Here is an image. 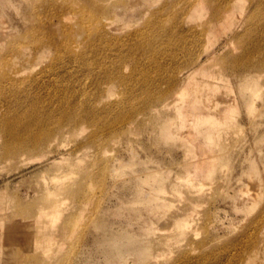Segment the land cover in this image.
Here are the masks:
<instances>
[{"label": "rangeland", "instance_id": "obj_1", "mask_svg": "<svg viewBox=\"0 0 264 264\" xmlns=\"http://www.w3.org/2000/svg\"><path fill=\"white\" fill-rule=\"evenodd\" d=\"M224 4L180 18L187 0H0V75L21 66L27 78L20 97L0 98V264H264V0L216 19ZM77 22L82 35L66 38ZM181 73L212 93L202 108L238 106L216 147L196 118L181 126L177 108L202 95L170 96ZM62 117L52 147L6 153L32 145L13 137L26 122L42 120L37 134Z\"/></svg>", "mask_w": 264, "mask_h": 264}, {"label": "bare ground", "instance_id": "obj_2", "mask_svg": "<svg viewBox=\"0 0 264 264\" xmlns=\"http://www.w3.org/2000/svg\"><path fill=\"white\" fill-rule=\"evenodd\" d=\"M204 0H187V5L185 8H183L182 10L178 11L177 12V16H179L180 18L182 16H184V18L186 16L188 17H194L196 15H199L201 14V12L199 11L198 9V5L203 2ZM211 4H214V1L215 0H209ZM234 0H224V7H215L213 6V10L215 12V16H216V19H227L229 18L230 16V12L232 10V3H233ZM205 10V8H204ZM207 12V11H206ZM59 13V11L57 12ZM186 15V16H185ZM90 21H95V23L97 25H103V27H107L108 25L111 24V22L107 21L106 24L103 23V21H101L100 19V16H97V15H94V14H89L87 15V17ZM207 24V23H206ZM205 24V25H206ZM73 28H75L73 31H70V29L68 28H65V31H64V35L66 38L68 39H76V36H81V30L82 28H84V23L82 22H77L74 26H72ZM196 27V26H195ZM72 28V29H73ZM42 38V36H41ZM104 38V35H101L98 40L101 41L102 39ZM35 40V38H34ZM36 41V40H35ZM44 40H41L40 41H37L35 42V44L37 45V48H40L41 46H45V45H48V43H44L43 42ZM83 42V45L85 44H90V41H89V37H85L84 40L82 41ZM45 44V45H44ZM63 44L66 45V48L71 50V47H72V44H70L69 42H64ZM79 55V54H78ZM81 57L79 56H70L69 59L67 60H62L60 61L59 63H55V64H61V63H65L66 61L68 60H71V62H74V61H78L80 60ZM231 63H244V57L243 58H240V57H236V58H233V59H230ZM69 62V61H68ZM15 65V63H13ZM17 67V66H16ZM26 72V70H24L21 66H18L17 68H15V70L13 71V73L11 74H7V73H4L3 75H0V95L3 96V97H0V98H3L5 100H8V101H12V99H17L18 97H20V93H18V89L16 87V84L17 82L20 80L19 77L23 76L24 73ZM179 72H182V70H180ZM182 73L181 74H178V75H173V76H170L169 79L167 80V82L169 83V85L171 86L170 89H173V87H176L178 84H181V87H183V89L178 90V91H175L173 92L172 94H170V96L172 95L174 98V100H182L183 103H189V98H191V96L193 95V93H195V91L197 90H200L202 94L201 96H198L196 100H193L192 103H189L188 106H183V104L177 108V110L180 111V114L181 115V126H186V122L185 120H188V117H190L191 119L192 118H196V121L193 122V125H194V129L196 131V133L202 137L205 138V144H207V146L211 149L212 147H216V145L219 143L216 139H217V132L219 133L220 130H218V126L219 124L223 121V123L227 124L228 121H229V118H228V114L229 112H232L233 110H235L236 108H238V106L236 107L235 104H232L230 101V103H227L228 106H225L223 107V112L222 114H218L216 113V109L217 108V105L218 104H212L213 107H204L202 108L200 104H202L203 101H208L211 96H212V93H208L206 92L203 87L201 88L200 84H197L195 86H192V91L189 87V84L191 83L192 79H188L190 81H187L186 85L183 83V77H181ZM190 73H187L186 76H189ZM27 78H24L22 80H20L19 82H22L23 80H26ZM176 85V86H175ZM208 87L210 88H215L214 84L213 83H208ZM9 94V95H8ZM192 99V98H191ZM202 109H204L202 111ZM67 117H62L59 122V126L57 127V130L50 128V126H44L41 130L40 133H30V130L32 129V126L35 125V124H38V123H42V120H37V119H32L28 122H26L25 124V128L23 131H18V133L16 134H13V137L14 139L18 140L20 143L23 142V138H24V135H28V136H31L32 137V140L33 143L32 145H18L16 146L15 148H11L9 149L8 151H6V153L10 156H14L15 154H18V153H23V152H27L33 148H39L40 145H43V146H48V147H52V145H54L55 143V140H56V136L58 134L61 133V130L63 129V126L65 124H67L69 122V120L67 121ZM73 120H70V121H75L77 125H83L84 122H86V119H84L83 117H74L72 118ZM15 120H17V118L13 119L9 125L10 126H15ZM192 120H195V119H192ZM191 121V120H190ZM41 138H43L45 141L43 143H40L39 140H41ZM48 144V145H46ZM196 172V171H195ZM51 184H61V180H55L53 183ZM16 206H20L19 202L16 203ZM192 222V221H191ZM189 220H186L180 224H177V226H179L182 230H186L188 228H190L191 224H189ZM63 229H66V228H63ZM14 231H12V228H11V235L13 234ZM12 240V237L11 239ZM51 245L53 246L54 243L51 242ZM51 253L53 257H58V256H61L60 257V260L63 261L65 260L67 257H68V254L71 253V250H69L67 252V249L65 248H61L60 246L55 249L54 251H52ZM64 253V254H63ZM42 264V262L40 261H37L36 264Z\"/></svg>", "mask_w": 264, "mask_h": 264}]
</instances>
